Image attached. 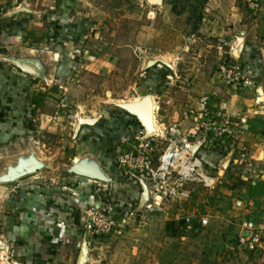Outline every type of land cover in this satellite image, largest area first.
Returning a JSON list of instances; mask_svg holds the SVG:
<instances>
[{
  "label": "rangeland",
  "instance_id": "374dc122",
  "mask_svg": "<svg viewBox=\"0 0 264 264\" xmlns=\"http://www.w3.org/2000/svg\"><path fill=\"white\" fill-rule=\"evenodd\" d=\"M9 1L0 0V18ZM20 1L39 12L32 34L40 35H34V41L40 43L36 47L47 51L40 55L47 59L42 74L70 73L65 83L64 79L47 85L39 82L47 89L41 104H29L31 136L0 150V264H26L18 241L3 224L12 212L13 200L20 197L11 195H18V186L27 183L45 188L47 201H51L56 192L83 186L81 177L70 171L73 163L102 170L94 154L110 156L96 139L88 140L84 121L74 129L79 120L101 118L100 123H108L114 119L117 126L115 118H120L122 124L130 113L118 103L135 107L146 117L147 135L141 126L121 125L127 134L110 156L114 163L117 153L132 149L139 130L142 137H149L155 150L152 154L157 156L170 143L187 147L189 154L190 146H197L196 156L218 150L227 155L229 148L247 143L246 128L241 130L240 124L234 128L231 122L240 121V112L235 113L234 107L242 110L245 104L236 97L244 101L248 90L252 98L246 104L257 107L256 89L264 87V0ZM63 5L70 8L64 13L68 22H80L75 32L58 33L59 24L53 28L59 12H65ZM59 7L62 11H57ZM239 44L243 45L240 53L236 51ZM245 78L252 80L251 86L244 84ZM56 84L65 89L53 90ZM252 128L256 134L258 127ZM32 159L40 163L35 172L14 181L1 180L10 169ZM217 163L207 166L202 160L201 171L214 183L205 186L191 178L186 196L161 200L160 211L128 219L121 236L86 239L81 226L78 230L73 226L68 233L62 228L60 239L41 238L42 250L55 251L56 264H258L256 255L234 244L240 203H235L229 188L230 175L218 173ZM95 189L102 186L94 184ZM112 192L117 194L114 188ZM46 211L51 213L47 207ZM239 215L238 220L243 216ZM201 217L208 219L204 226ZM84 240L87 248L81 252Z\"/></svg>",
  "mask_w": 264,
  "mask_h": 264
},
{
  "label": "crops",
  "instance_id": "0c3cea01",
  "mask_svg": "<svg viewBox=\"0 0 264 264\" xmlns=\"http://www.w3.org/2000/svg\"><path fill=\"white\" fill-rule=\"evenodd\" d=\"M24 3L25 1L20 0H10L9 3H5L3 6L5 12L2 13V18H0V150L13 146L16 140L20 141L25 137L31 136V128L27 124V119H30V114L32 113L29 104L30 102L41 104L40 99L44 98L43 96L47 89L43 86L40 87L39 82L43 80L47 85V83H54V81L61 83L60 79H64L62 81L65 83L69 79L70 73L55 74V78L52 73L47 71H45L46 74L44 73L41 76L31 75L21 71L13 62L12 59L33 60L41 68L43 66L47 69V59L43 60V56L47 54V51L37 48L40 43L34 41L35 33L32 34L35 29V25L33 26L34 18H36L35 14L39 12L33 7L29 8V10L23 5ZM26 5L30 7L29 4ZM64 8H66L65 12H59V17H55L57 22L53 28L59 24L57 29L55 28L58 33L67 31V29L75 32L80 22L77 20L68 22L69 18L65 17L64 13L70 8L68 6H64ZM58 9L62 11L61 7L57 8V11H59ZM60 21H64L66 24L61 25ZM35 36L39 37L40 35L36 34ZM56 40L58 39L56 38ZM56 85L57 88L54 86L53 90L65 89L62 84ZM245 94L248 95V98L246 97L244 101L241 97H236L237 102L240 100L241 103L245 104H242V110H237L239 109L237 106L234 107L235 113L240 112V121H237L236 118V121L231 122V126L236 128L240 124L241 130L243 127L246 128L244 129L246 132L244 138L248 139L247 143L246 141L244 143L240 141L239 145L241 146L237 145L236 149L229 148L227 155L225 153L221 155V150H218V152L214 151L212 154H209V152L202 155L198 153V156L207 166L218 162V173L223 172V176L230 175L228 176L231 181L229 182L231 184H229V188L234 196L235 203L238 201L240 203L236 215L238 218L240 217L239 214L243 215L240 220L238 218L235 220V225L238 229L236 232L237 236L242 230L240 223L253 221L264 224V123L262 124L259 121V119L264 120V87L256 89L254 98L256 97V101L260 103H258L257 107H251L246 104L251 100L252 97L250 95L252 92L247 90ZM255 114L260 115L255 117ZM100 119H96L93 124L86 123L87 128L84 133L88 136V140L94 141L96 139L97 142L103 144V150L105 151L106 149L111 156L116 145H121L122 140L126 139L127 133L121 129V125L126 124V119L122 120L121 124L120 118H115L118 120L117 126H115L117 122L114 119L112 120L113 122L108 123H100ZM77 125L78 122L74 129ZM253 126L254 128L255 126L258 127L256 134L252 128ZM96 127L99 128L97 129ZM134 127L135 129L137 128L136 126ZM224 142L225 139L222 140L221 137V144ZM109 146H112V148H109ZM223 146L220 145V148L222 149ZM225 149L226 147L224 146L223 150ZM94 155L98 158L97 160H99L98 162L106 174L114 179L115 182L111 181L109 184H114L110 188L111 193L113 188L116 189L117 194L113 192L116 195V199L124 201L127 198L135 200L140 198L142 188L136 179L131 176L126 178L128 177L126 176L121 180L124 175L117 172L115 163L109 160V155H106L107 157L99 155V153ZM223 176L222 180H225L223 183H227ZM80 181H83V186L81 184L78 186L77 184L70 191L56 192L51 201H47L45 188L37 189L35 188L36 186L34 187L27 183L18 186V195L11 194L12 197H20H18L19 199L17 198L18 200H13L12 212L5 216L3 224H5L7 232L13 234L11 237L18 241L17 247H19L21 255L24 256L23 262L27 264L31 261L41 260L40 264H49L47 263L48 261L56 264L57 253L55 251L52 252V250H42L40 239H60L63 235H59L62 228L65 229L66 233L73 226H77V230L79 229L81 226L80 217L78 216L79 206L97 196L96 189L93 190L94 184L89 179L81 177ZM51 205L55 209L51 208ZM46 207L51 212L50 214H46L48 212ZM51 217L56 219L54 218L55 220H53ZM74 217H76V221ZM45 251L49 252L45 254Z\"/></svg>",
  "mask_w": 264,
  "mask_h": 264
},
{
  "label": "built area",
  "instance_id": "2783aa9c",
  "mask_svg": "<svg viewBox=\"0 0 264 264\" xmlns=\"http://www.w3.org/2000/svg\"><path fill=\"white\" fill-rule=\"evenodd\" d=\"M223 72L225 68H222ZM245 85L251 86L252 80L245 78ZM143 131L139 130L134 135L132 149L116 154V170L123 174V178L136 179L142 190L143 184L147 185L149 190V200L140 205V198L135 200L127 198L121 203L112 196L111 185L107 182L101 184L98 180L89 179L92 184L102 186V189H96L97 196L79 206V219L83 230V236L86 237H104L121 236L126 230V224L134 218L137 220L146 213L161 210L160 201H174L181 196H186L188 180L197 178L210 185L215 182L213 178L208 177L202 168V159L196 155H191L188 148H178L170 143L163 154H152L155 150L149 137H142ZM149 140V141H148ZM138 145V146H136ZM171 151L172 157L167 160V152ZM154 157V158H153ZM110 185V186H109ZM110 189V190H109ZM142 193V192H141ZM190 217L186 218L189 221ZM208 223L206 217L200 218L202 226ZM236 247L256 255L258 264H264V224L253 221H245L242 224L240 234L235 238Z\"/></svg>",
  "mask_w": 264,
  "mask_h": 264
},
{
  "label": "water",
  "instance_id": "95a60500",
  "mask_svg": "<svg viewBox=\"0 0 264 264\" xmlns=\"http://www.w3.org/2000/svg\"><path fill=\"white\" fill-rule=\"evenodd\" d=\"M243 45L239 44L237 46L236 51H238L239 53L241 52ZM13 62L15 63V65L23 72L31 74V75H38L41 76L42 72H41V67L39 65H37L33 60H25V59H21V60H15L12 59ZM118 105L122 108H124L125 110H127L131 115H133L137 121L139 122L140 126L144 128L145 130V134L147 135V133H149L148 131V122L146 117H143V115L141 114L140 111L135 110V107H127L121 103H118ZM85 122L87 124H93L95 120H79L78 125L76 127V130L79 129L80 124L82 122ZM198 147L197 146H190V154L191 155H195L196 151H197ZM172 154L171 151L167 152V156L166 159L169 160L171 159ZM76 157H74L75 159ZM100 165V164H99ZM92 166H85L84 163L82 164H78V165H74V163L71 165L70 171L80 177L83 178H87V179H93V180H98V181H104L107 183H111L112 179L106 174V172L102 169L101 165V169L99 170L98 168H89ZM38 168H40V163L35 161V160H30L29 162H23L21 163L17 168H12L9 170L8 174L5 175L1 180L4 181H14L24 175L27 174H31L33 172H35ZM147 200H149V190L147 188L146 184H143V190L140 196V205H143L145 202H147ZM86 241H83V245H82V249L81 252L86 251L87 245L85 243Z\"/></svg>",
  "mask_w": 264,
  "mask_h": 264
},
{
  "label": "trees",
  "instance_id": "16d2710c",
  "mask_svg": "<svg viewBox=\"0 0 264 264\" xmlns=\"http://www.w3.org/2000/svg\"><path fill=\"white\" fill-rule=\"evenodd\" d=\"M127 116H124V117H126L127 118V120H126V122L127 123H129V124H132L133 126H136V127H140V124H139V122L137 121V119L134 117V116H132V115H130V114H126ZM129 119V120H128ZM99 147H103V144H100L99 143ZM114 163V162H113ZM115 165V164H114ZM115 167H116V165H115ZM108 169V168H107ZM112 196H114L115 198H116V195L112 192ZM91 200V199H90ZM75 218V221H76V217H74ZM80 223H81V221H79ZM78 223V222H77Z\"/></svg>",
  "mask_w": 264,
  "mask_h": 264
}]
</instances>
